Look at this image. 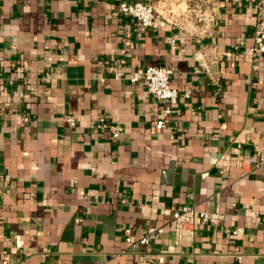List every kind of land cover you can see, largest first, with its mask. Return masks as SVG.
<instances>
[{"label": "crops", "instance_id": "0c3cea01", "mask_svg": "<svg viewBox=\"0 0 264 264\" xmlns=\"http://www.w3.org/2000/svg\"><path fill=\"white\" fill-rule=\"evenodd\" d=\"M121 1L0 0V264H264L257 4L163 0L166 24L142 27ZM186 7L212 23L187 22ZM146 65L173 70L168 105L130 81ZM183 203L217 220L181 236ZM155 224L149 243L125 240Z\"/></svg>", "mask_w": 264, "mask_h": 264}, {"label": "built area", "instance_id": "2783aa9c", "mask_svg": "<svg viewBox=\"0 0 264 264\" xmlns=\"http://www.w3.org/2000/svg\"><path fill=\"white\" fill-rule=\"evenodd\" d=\"M159 1L160 3L164 2L163 0H125L121 1L117 5V10L121 14L136 20L142 27H150L157 21L160 25H164L167 21L164 19L158 20L157 14L155 12V5ZM251 1L257 4L258 17L254 27L253 43L250 47V51L253 55H257L259 53L264 54V0ZM181 12L182 15L188 19L187 22H204L205 25L208 26L214 19L212 15H207L202 11L191 9L189 7L184 8L181 10ZM119 61L120 63H124L123 58H120ZM172 73L173 70L170 67L163 65L140 66L131 72L130 81L135 83L141 79H144L146 81L148 91L159 101L163 102L165 105H168L176 91L170 83V76ZM185 94L188 95L189 91H187ZM170 112L171 109L168 106L163 109L161 118H159L156 122L157 128H161L165 125ZM28 120L29 117L25 115L20 119V122H26ZM66 121L70 126L75 125V120L71 116H68ZM94 127L98 130L100 129L109 131L114 139L120 137L124 130L121 124L111 122L105 116H100L97 119V122L94 124ZM245 163L250 165L252 164V161L247 159L245 160ZM259 163L264 164V154L260 155ZM172 219L175 221V225L178 230L177 232H179L181 236L192 232V224L196 220L201 223H213L217 220V218L209 211L205 209H197L195 205L189 203H183L172 207ZM262 221L264 223V218ZM183 227L185 230L180 231V228ZM163 232V225H148L141 231L139 238L133 240L131 237L132 228L129 226L124 227L125 240L131 245L147 244L152 239L159 237ZM232 232L236 233V230L233 229Z\"/></svg>", "mask_w": 264, "mask_h": 264}]
</instances>
